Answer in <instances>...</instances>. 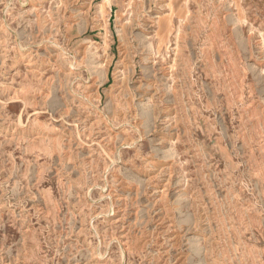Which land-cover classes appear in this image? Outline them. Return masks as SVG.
I'll use <instances>...</instances> for the list:
<instances>
[{"label":"rangeland","instance_id":"1","mask_svg":"<svg viewBox=\"0 0 264 264\" xmlns=\"http://www.w3.org/2000/svg\"><path fill=\"white\" fill-rule=\"evenodd\" d=\"M0 264H264V0H0Z\"/></svg>","mask_w":264,"mask_h":264}]
</instances>
